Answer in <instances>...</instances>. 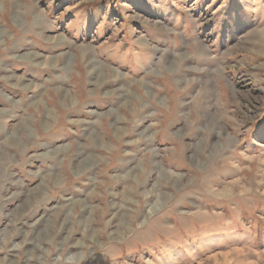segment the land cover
<instances>
[{"label":"rangeland","instance_id":"rangeland-1","mask_svg":"<svg viewBox=\"0 0 264 264\" xmlns=\"http://www.w3.org/2000/svg\"><path fill=\"white\" fill-rule=\"evenodd\" d=\"M0 264H264V0H0Z\"/></svg>","mask_w":264,"mask_h":264}]
</instances>
